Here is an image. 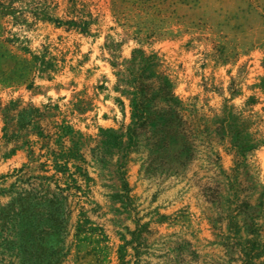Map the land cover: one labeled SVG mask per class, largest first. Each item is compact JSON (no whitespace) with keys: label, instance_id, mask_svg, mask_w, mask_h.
<instances>
[{"label":"rangeland","instance_id":"obj_1","mask_svg":"<svg viewBox=\"0 0 264 264\" xmlns=\"http://www.w3.org/2000/svg\"><path fill=\"white\" fill-rule=\"evenodd\" d=\"M0 264H264V0H0Z\"/></svg>","mask_w":264,"mask_h":264},{"label":"trees","instance_id":"obj_2","mask_svg":"<svg viewBox=\"0 0 264 264\" xmlns=\"http://www.w3.org/2000/svg\"><path fill=\"white\" fill-rule=\"evenodd\" d=\"M235 146L238 147L237 145H235ZM253 147H255V144L251 146V148H253ZM238 150L241 151V148H238ZM248 225H249L250 227H252V226H256L255 220L252 219V217H251V221L248 223ZM248 232H249V233H252V234L256 233L254 230H252V228H250V230H249ZM235 233H239V230H236ZM237 235H238V234H237ZM256 244H257V241L252 242L251 245H252L253 247H252V248H249V249H248V244L244 245L243 249L245 250V253H246V254H248V253H252V252L254 251V249L257 247Z\"/></svg>","mask_w":264,"mask_h":264}]
</instances>
